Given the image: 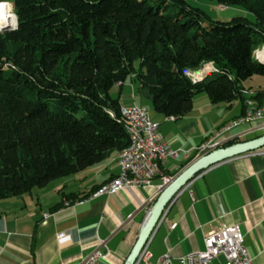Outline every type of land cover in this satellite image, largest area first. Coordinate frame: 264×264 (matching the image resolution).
<instances>
[{
    "label": "trees",
    "instance_id": "16d2710c",
    "mask_svg": "<svg viewBox=\"0 0 264 264\" xmlns=\"http://www.w3.org/2000/svg\"><path fill=\"white\" fill-rule=\"evenodd\" d=\"M10 1L18 27L0 33V200L123 152V106L110 92L128 80L167 118L188 115L200 93L213 106L240 102L243 115L249 100L264 106V89L243 85L264 76L262 49L256 52L264 0H211L243 8L255 21L215 20L191 4L197 0H0L15 27ZM206 64L210 73L193 81L190 73ZM100 188L66 195L63 204Z\"/></svg>",
    "mask_w": 264,
    "mask_h": 264
},
{
    "label": "crops",
    "instance_id": "0c3cea01",
    "mask_svg": "<svg viewBox=\"0 0 264 264\" xmlns=\"http://www.w3.org/2000/svg\"><path fill=\"white\" fill-rule=\"evenodd\" d=\"M222 13L226 18L251 17L239 7L227 8ZM131 83L133 95L122 98L121 94L122 106L145 109L138 101L140 97L150 100L149 97L133 86L135 82ZM124 87L125 84L120 88L122 92ZM124 98L132 101L125 103ZM203 104L198 107L194 101L193 110L180 119L167 118L154 108L145 109L160 124L164 142L178 151L177 158L163 162L165 175L176 178L196 161L195 150L199 145L243 115L240 102L230 107L213 106L207 100ZM221 107L227 109L223 112L225 117L210 129L203 113ZM261 133L264 132L256 130V124L251 128L239 126L226 132L222 141L249 142L264 137ZM191 158L193 161L188 163ZM118 159L119 153H114L108 160L55 180L45 188L0 200V264H82L99 248L100 241L105 242L110 256L95 264H126L161 194L160 177L150 188L91 195L83 201L63 204L66 195L88 194L112 182L120 173ZM236 225L241 228L253 264H264V155L249 153L226 160L188 182L168 204L151 236L152 261L169 255L174 264H180L185 256L205 250V238L210 232ZM61 233L66 234L63 240L58 239ZM101 250L106 251L105 247Z\"/></svg>",
    "mask_w": 264,
    "mask_h": 264
},
{
    "label": "built area",
    "instance_id": "2783aa9c",
    "mask_svg": "<svg viewBox=\"0 0 264 264\" xmlns=\"http://www.w3.org/2000/svg\"><path fill=\"white\" fill-rule=\"evenodd\" d=\"M257 50H260V48ZM194 78L195 74L192 76L193 81ZM251 101L253 100L247 102L244 118H238L230 122L229 127L221 128L215 136L196 148V160L218 148L225 147L228 141H222V137L233 128L239 126L251 128L253 124H256V130L264 132V106L251 108ZM121 115L122 118H126V125H129L136 140L141 141V150L137 153L136 160L118 162L119 175L113 179V182L106 184L105 192L94 193L93 196L95 197L113 195L125 189L150 188L158 177L161 178L162 182L160 188L169 186L174 180L172 176L163 173L162 164L164 161L177 158L178 151L164 142L160 133V124L154 121L144 108L136 105L123 107ZM252 154L264 155V148ZM47 217L48 215L45 216L43 224H46ZM65 237V233L58 235L60 240ZM101 247H105L106 251H102ZM205 247L204 251L185 256L180 264H213L220 256L225 258V264H253L245 247L244 235L238 225L223 227L210 232L205 238ZM109 256L110 252L107 250L105 242L100 241L99 248L86 258L82 264H95L98 260L107 259ZM135 264L174 263L169 255L153 262L148 243Z\"/></svg>",
    "mask_w": 264,
    "mask_h": 264
},
{
    "label": "water",
    "instance_id": "95a60500",
    "mask_svg": "<svg viewBox=\"0 0 264 264\" xmlns=\"http://www.w3.org/2000/svg\"><path fill=\"white\" fill-rule=\"evenodd\" d=\"M16 19L17 24L15 27L4 28L0 31V33L17 29V16ZM262 148H264V137L249 142L235 144L222 149H218L208 155L199 158L191 165H189L175 178V180L169 186L164 189H161V194L155 206L151 210L150 215L143 226L139 239L126 264H135L137 262L139 255L141 254L145 246L149 243L151 236L153 235L156 227L158 226L161 218L163 217L165 210L168 207V204L181 192V190L188 184V182L193 180L199 173L207 170L208 168L216 164L238 156L256 152Z\"/></svg>",
    "mask_w": 264,
    "mask_h": 264
},
{
    "label": "rangeland",
    "instance_id": "374dc122",
    "mask_svg": "<svg viewBox=\"0 0 264 264\" xmlns=\"http://www.w3.org/2000/svg\"><path fill=\"white\" fill-rule=\"evenodd\" d=\"M3 3V2H0ZM8 3V2H6ZM10 3L12 4V12L15 14V2L14 1H10ZM191 4L194 5L195 7H199L202 10H204L206 13L209 14L210 17H212L215 20H221V21H230L232 20V16H230L231 18H226V15H223L222 11L226 10L228 7H223V6H219L216 2L211 1V0H197V1H191ZM230 8H235V7H230ZM6 15H9L7 13H5ZM251 17L249 18L251 21H255V16L253 14H251ZM10 16V15H9ZM15 25V21L13 23H10L8 27L13 28ZM260 50L264 48V40L260 39ZM259 50H256V52ZM255 52V53H256ZM263 57V56H262ZM262 63V62H261ZM264 64V63H263ZM209 66L210 64H206L203 69H202V73H197L195 76V80H199L200 78H204L205 76H207L210 72L209 71ZM191 76H193L190 73ZM192 78V77H191ZM202 80V79H201ZM131 81L128 80L125 83V90L124 92L121 91L119 86H115L114 88H112L110 94L113 98H119L121 97L122 94V98L125 97L126 95H133V91H132V85H131ZM244 87L246 88V90L249 91H256L259 89H264V76H259V75H255L254 77L248 79L247 81L244 82ZM133 86L137 89L139 87L138 83H133ZM125 103L126 102H130L132 101V99L129 98H124ZM207 100L208 103L209 102V98L206 95V93H200L198 95H196V97L194 98V101L196 103V105L198 107H203L204 106V102ZM139 104H142L145 109L150 110L153 108V104L151 100H146L143 97L139 98ZM237 104V103H236ZM226 107H221L218 109H211L209 111H206L203 113V120L206 122L207 126L210 129H213V125L214 123H219L221 120L224 119L225 116H223V112H227L226 111ZM230 123V122H229ZM227 123V124H229ZM226 124V125H227ZM204 124H202V129H205ZM218 125V124H217ZM216 127V126H215ZM215 132V129L213 130ZM264 134V133H261ZM227 145V143L225 144ZM225 148V147H223ZM121 154V153H120ZM119 154V156H120ZM214 264H225V259L223 257H221L218 261H216Z\"/></svg>",
    "mask_w": 264,
    "mask_h": 264
},
{
    "label": "bare ground",
    "instance_id": "6f19581e",
    "mask_svg": "<svg viewBox=\"0 0 264 264\" xmlns=\"http://www.w3.org/2000/svg\"><path fill=\"white\" fill-rule=\"evenodd\" d=\"M9 14V13H8ZM13 16H15L16 18V15L14 14H11ZM14 22V18L9 16V15H6L5 12L1 9L0 7V31L3 30L4 28H8L9 24L10 23H13ZM16 22H17V19H16ZM263 56V57H262ZM259 57L261 59H264V48L262 49V52L259 54ZM123 108V107H122ZM251 108H257L253 101H251ZM241 118H244V115L241 117ZM238 119V118H237ZM123 120L125 121L126 123V118H123ZM236 120V119H235ZM127 126V130H128V134H129V146L123 151L121 152L120 156H119V159H118V162H132L134 160H136L137 158V153L141 150V141L140 140H136L135 136H134V133L132 132L131 128L129 127V125H126ZM226 127H229L226 126ZM225 128V127H224ZM218 149H222V148H218ZM216 149V150H218ZM214 150V151H216ZM213 152V151H212ZM211 153V152H210ZM209 153V154H210ZM254 153V152H252ZM208 155V154H207ZM170 176V175H169ZM173 177V176H172ZM174 178V177H173ZM175 180V178H174ZM173 180V181H174ZM113 182V181H112ZM167 187V186H166ZM164 187V188H166ZM164 188H160V192H161V189H164ZM106 191V185L104 187H102L98 193H101V192H105Z\"/></svg>",
    "mask_w": 264,
    "mask_h": 264
}]
</instances>
